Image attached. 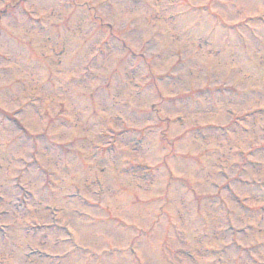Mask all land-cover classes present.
<instances>
[{
	"label": "rangeland",
	"instance_id": "374dc122",
	"mask_svg": "<svg viewBox=\"0 0 264 264\" xmlns=\"http://www.w3.org/2000/svg\"><path fill=\"white\" fill-rule=\"evenodd\" d=\"M0 225V264H264V0H0Z\"/></svg>",
	"mask_w": 264,
	"mask_h": 264
}]
</instances>
